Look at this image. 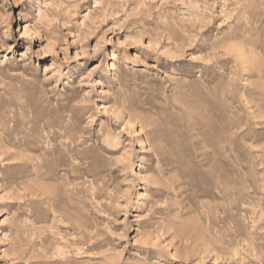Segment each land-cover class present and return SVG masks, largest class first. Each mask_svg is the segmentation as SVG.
<instances>
[{"label": "rangeland", "instance_id": "rangeland-1", "mask_svg": "<svg viewBox=\"0 0 264 264\" xmlns=\"http://www.w3.org/2000/svg\"><path fill=\"white\" fill-rule=\"evenodd\" d=\"M0 264H264V0H0Z\"/></svg>", "mask_w": 264, "mask_h": 264}, {"label": "bare ground", "instance_id": "bare-ground-1", "mask_svg": "<svg viewBox=\"0 0 264 264\" xmlns=\"http://www.w3.org/2000/svg\"><path fill=\"white\" fill-rule=\"evenodd\" d=\"M72 151L74 150V149H71ZM70 151V150H69ZM71 152V151H70ZM90 156V155H89ZM90 158V157H89ZM87 160H88V157L86 158ZM89 161V160H88ZM91 162V161H90ZM90 162H89V167L91 166L90 165ZM78 167V166H77Z\"/></svg>", "mask_w": 264, "mask_h": 264}]
</instances>
